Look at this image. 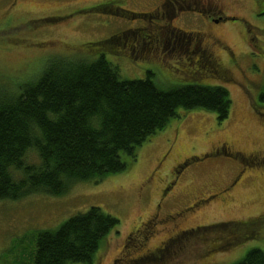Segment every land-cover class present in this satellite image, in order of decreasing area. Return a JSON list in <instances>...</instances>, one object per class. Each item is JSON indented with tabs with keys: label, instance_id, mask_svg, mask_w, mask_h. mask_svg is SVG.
Returning a JSON list of instances; mask_svg holds the SVG:
<instances>
[{
	"label": "rangeland",
	"instance_id": "374dc122",
	"mask_svg": "<svg viewBox=\"0 0 264 264\" xmlns=\"http://www.w3.org/2000/svg\"><path fill=\"white\" fill-rule=\"evenodd\" d=\"M225 1L238 17L253 2L263 15L251 19L250 32L238 30L237 21L210 26L220 42L204 38L213 64L196 56L191 62L194 45L184 50L204 26L178 18L170 23L151 12L149 0H0V89L19 92L51 58L103 53L122 79H144L150 70L160 89L221 85L231 99L222 122L200 108L178 109V117L135 149L133 164L121 154L122 172L77 183L58 197L1 200L0 264H31L39 231L54 230L91 206L119 220L91 264H231L251 249L264 253V167L246 161L251 154L264 157V102L258 99L264 93V0ZM171 39L175 49L165 46ZM223 50L233 52L236 63ZM182 161L170 197L159 200ZM199 200L205 202L185 210Z\"/></svg>",
	"mask_w": 264,
	"mask_h": 264
},
{
	"label": "trees",
	"instance_id": "16d2710c",
	"mask_svg": "<svg viewBox=\"0 0 264 264\" xmlns=\"http://www.w3.org/2000/svg\"><path fill=\"white\" fill-rule=\"evenodd\" d=\"M258 99L264 102V93ZM230 107L221 85L163 90L150 70L144 79H122L103 53L51 58L19 92L0 89V201L58 197L77 183L98 182L126 169L121 154L133 164L135 149L178 117V109L200 108L222 122ZM118 224L91 206L54 230L39 231L31 264H91ZM231 264H264V253L251 249Z\"/></svg>",
	"mask_w": 264,
	"mask_h": 264
},
{
	"label": "flooded vegetation",
	"instance_id": "af4514ba",
	"mask_svg": "<svg viewBox=\"0 0 264 264\" xmlns=\"http://www.w3.org/2000/svg\"><path fill=\"white\" fill-rule=\"evenodd\" d=\"M253 3H254V7H256V3L255 2ZM148 4L152 6L151 12L153 14L160 15L163 17L167 16L168 21L170 23H172L173 18H178V20L185 19L184 20L185 22L186 20H188V22L190 21L195 22L194 26L196 28H201L202 25L204 26V29L202 31L197 30L191 33V34L195 33L193 41L191 44L187 42V46L184 49L188 51L190 50L189 48L192 47V45H194L193 50H191L192 52L189 53L191 55L190 56L191 62H194L193 58L194 56H196L198 58V62L199 61L202 63L210 62L213 64L215 63V59L212 57L210 52L206 50V47H204V41H205L204 38H208V40L206 39V41L211 42L210 45H219L218 43H220L219 40L216 39L217 36L215 34H212V32L210 31V26H217L219 24H225V23L233 24L234 21H237L239 22V25H237L239 28L238 30H242L243 32H248V31L250 32V30L252 29L251 25H253L251 22V19L257 20L259 16L263 15V11L258 12L256 8L251 7L247 11L248 14L246 13L245 16L238 17L234 13L228 11L229 10L228 7L230 6V4L226 2L225 0H149ZM190 14L197 15L199 18L198 17H188ZM196 21L198 22L197 24H196ZM173 28L178 30V32L182 31L179 28H176V27H173ZM160 29L167 31L169 34H174V31H172V28H160ZM182 34H185V32ZM187 34H190V32ZM188 41H191V40L189 39ZM126 42L127 41L125 40L123 44L125 45ZM156 42H158V40H156ZM175 43H176V40L171 39L170 41H166L165 46L170 45L172 49H175V47L172 46V45H175ZM162 46L163 48L165 47L163 44ZM223 51L224 53H226V55H228L229 63H236V58L235 56H233V52H230L228 54L229 51H226V50H223ZM249 52L250 51L247 52V56L249 55ZM220 149L222 150V153H227L226 146L224 144H223V147H221ZM220 149L215 148L216 152L218 153L220 152ZM249 156L250 157L248 158V160L245 159L247 162H250V163L257 162L259 166L263 164L262 166L264 167V157L259 158L257 155H254V154H251ZM185 164L186 163L182 161L181 163H178L175 166L176 168L175 175L163 187L159 200L163 201L165 198L170 197V194H171L170 192L172 188L174 187V185L176 184L179 176L183 172V165ZM241 177H242V174L238 176L236 181L233 180L232 178L230 183H228L227 186L224 187L225 190L228 187L230 188L234 187L237 184L236 182H238ZM162 196H165V198ZM200 200L197 203H193L187 206L185 210H191V209L194 210L195 206L205 202V201H200ZM151 219L152 220L156 219V202L154 204V213L152 214Z\"/></svg>",
	"mask_w": 264,
	"mask_h": 264
}]
</instances>
